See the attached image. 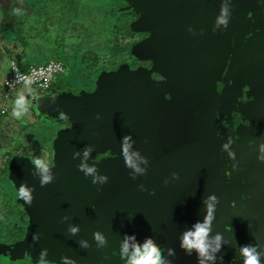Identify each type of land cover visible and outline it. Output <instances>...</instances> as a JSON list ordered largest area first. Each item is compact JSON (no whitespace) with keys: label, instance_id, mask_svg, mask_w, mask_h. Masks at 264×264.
I'll return each mask as SVG.
<instances>
[{"label":"water","instance_id":"obj_1","mask_svg":"<svg viewBox=\"0 0 264 264\" xmlns=\"http://www.w3.org/2000/svg\"><path fill=\"white\" fill-rule=\"evenodd\" d=\"M150 2L151 8L145 18L147 22L151 21V34L134 45L132 55L139 59H154L155 69L175 85L171 99L165 98L161 86L152 82L144 69L131 72L127 67H121L108 80L102 81L105 83L100 84L102 94L95 100L72 94L60 95L55 102L49 96L33 98L47 111L54 104L57 112L66 118L70 130L68 146L58 154L51 167L54 181L40 187V174L32 175V188L35 189L32 193V221L46 230L43 231L45 238L39 239L44 242L41 245L44 248L39 245L40 252L47 249L48 255L44 259L55 264H61V257L72 259L76 264H110L118 256L111 254L114 251L119 253V245L125 234L135 235L140 242L151 237L164 249H173V257H168L166 251L164 253V258L170 260L171 264H197L196 253L189 256L179 247V237L192 224L202 221V200L216 195L215 168H210L214 165V158L212 153L208 154L204 146L205 136L197 131L185 107L189 105V99L177 84L180 73L175 70L176 46H171V42L185 24L182 1ZM189 6L192 10L194 5L189 3ZM201 17L199 14L198 20ZM212 19L205 18V21ZM186 27L194 30L193 14ZM197 76L202 80V74ZM183 78L186 79V76L183 75ZM252 116L251 124L255 125L254 121L259 118L256 124L260 123L262 126L259 128H264V110L260 109L259 115L253 112ZM125 136L129 137L128 156L131 158V166L127 167L121 154ZM261 142L264 143V137L259 138L253 146L259 155L258 160L246 162L245 165L246 175L252 183V178L258 175L256 184L247 186L254 213L249 221L251 227L248 228V221L243 224L241 217L233 219V243L238 245V240L243 238L264 248V151L259 152ZM88 147L94 150L86 163L95 166L98 174L108 177L103 185H93L92 177H85L78 170V165L84 160V150ZM105 151L121 152V155L116 159L92 161L98 153ZM197 151V159L192 163ZM74 152L79 153L75 159ZM196 173L198 175L193 179ZM173 174L178 176L177 180ZM131 176L136 179L133 180ZM165 180L168 181L167 185ZM139 185H143L146 191H141ZM166 190L181 198V203L175 206L178 207L177 211L175 207L173 212L170 211L171 200L166 205L163 203L165 198L161 192ZM150 192L155 194L149 195ZM65 216L70 219L61 222ZM129 216L132 218L129 219ZM226 218L225 204L219 199L212 231L213 234L222 233L224 239L228 237L231 222ZM69 224L79 226L77 235L68 233ZM95 231L105 235V248L97 249L93 240ZM79 240H86L91 247L81 248ZM233 248L231 259L234 264L238 248ZM27 250L24 248V252L39 258L40 252L37 251V254L36 251ZM261 264H264V257Z\"/></svg>","mask_w":264,"mask_h":264},{"label":"rangeland","instance_id":"obj_2","mask_svg":"<svg viewBox=\"0 0 264 264\" xmlns=\"http://www.w3.org/2000/svg\"><path fill=\"white\" fill-rule=\"evenodd\" d=\"M109 1L112 13L108 15L111 18L102 19L105 13L102 6L98 8V0H0V89L3 78L10 73V57L22 63L26 58L30 61H44L52 57L64 60L68 73L58 76L52 89L44 94L49 97L54 94L53 102L60 95L70 94L68 87L78 90L79 93H73L78 97L98 99L103 88L100 84L121 67H127L131 72L145 69L141 65L144 61L132 55L134 45L145 32V0ZM13 9L17 10V14ZM64 84L66 87L60 89ZM33 90L31 86L21 85L4 105L0 101L2 264L8 262L5 256H10L11 261H23L20 260L23 257L35 262L38 260L37 256L32 257L28 253L25 256L24 248L40 252L39 245L44 242L38 240L33 245L32 235L39 234L41 239L45 238L43 231L46 230L32 221V204L28 206L20 200L17 190L22 182L32 187V175L39 173L31 165L34 157H40L53 166L58 154L70 142L69 126L54 104L50 111L44 110L30 98ZM25 108L27 111L20 119L13 117L14 109L24 112ZM40 139L45 145L42 150L36 148ZM24 141L29 143L24 144ZM106 154L99 153L93 159L99 161L115 155ZM12 228L17 230L14 241L7 239ZM26 242L32 246L26 245ZM110 264H125V261H120L117 256Z\"/></svg>","mask_w":264,"mask_h":264},{"label":"flooded vegetation","instance_id":"obj_3","mask_svg":"<svg viewBox=\"0 0 264 264\" xmlns=\"http://www.w3.org/2000/svg\"><path fill=\"white\" fill-rule=\"evenodd\" d=\"M181 1L185 24L171 42V46H176L175 70L180 73L177 84L184 96L189 99V105H185V107L193 118L197 131L202 132L205 136L204 146L207 147L208 154H213L214 165L210 168H215L217 181L215 193L218 200L221 199L225 204L226 220L231 221L228 237L225 238V240H229L234 236L233 219L241 217L244 224L245 221L252 220L254 216L248 187L251 184H256L258 175L252 178V183L251 178L246 175L245 165L246 162L258 160L259 155L254 151L253 146L259 138L264 137V128H259L262 126L260 123L256 124L260 119L257 118L254 121L255 125L251 124L253 122L252 113L259 115L260 109L264 110V0ZM189 3L194 5L192 10L189 9ZM221 5H224L231 13L226 30H223V24L218 23ZM150 6V0H145V14L149 12ZM192 14L194 30L189 32L186 26L191 22ZM199 14L202 17L198 20ZM205 18L213 19L206 22ZM150 23L151 21L145 22V32L139 42L150 36ZM141 60L144 61L141 65L145 67L144 70L151 81L161 86L160 90L166 99H171L175 91L172 80L155 69L153 58ZM212 63L215 64L212 65ZM68 70L67 66L64 75L68 73ZM197 74H202V80H199ZM183 75L186 76V79L183 78ZM65 87L64 84L60 89ZM68 88L72 95L79 93L74 87ZM55 92L56 90H54ZM53 95L50 97L52 98ZM61 117L69 126L66 118L63 115ZM229 138L235 139L227 151H222L223 144L227 143ZM229 151H234L235 160L228 159ZM263 151L259 147L260 154ZM203 152L204 150H202ZM101 153H107L106 156L108 154L115 155L99 161L92 158V161L116 159L122 154L113 151ZM198 154L199 151L195 153L192 163L196 161ZM233 164L236 165L235 170H233ZM197 173L193 175V179L197 177ZM161 193L165 198L163 201L165 205L169 200L172 201L170 211L173 212L176 203H181V198L176 193H170L169 190ZM233 203L235 204L234 208L230 207ZM177 210L178 207H175V211ZM254 212L258 214L257 211ZM163 215L165 216V213ZM247 226L250 228L251 223L249 222ZM16 239L17 235L14 240ZM18 240L20 241L22 238ZM246 241L243 238L239 239L238 246L241 243L244 245L254 244L253 241L250 243ZM233 250V247L225 244L218 254L217 264H233L231 259ZM235 252L234 261L236 263L234 264H242V260L238 258L237 250ZM4 259L8 260L7 264L36 263L27 257L20 259L23 261H11L10 256H5ZM207 264H211V262L208 261Z\"/></svg>","mask_w":264,"mask_h":264},{"label":"clouds","instance_id":"obj_4","mask_svg":"<svg viewBox=\"0 0 264 264\" xmlns=\"http://www.w3.org/2000/svg\"><path fill=\"white\" fill-rule=\"evenodd\" d=\"M14 14H17V10L13 9ZM220 16L218 17V23L223 24V30L227 29L229 18L231 13H229L228 9L221 5L220 8ZM222 30V31H223ZM191 32V28H189ZM215 32V30H213ZM27 111V108L24 109V112H20L17 110H13V117L20 119L21 116ZM99 118V117H97ZM129 137H123V143L121 146V152L123 158L125 160V166H131V158L128 156V141ZM235 138H229L227 143L223 144L222 151H227L229 147L232 145L233 140ZM259 147L264 150V143H261ZM92 147L85 148L84 150V160H82L81 164L78 165V170L83 172L85 177H92V184H100L103 185L107 183L108 177L104 175L98 174V170L95 166H89L86 163L89 155L93 152ZM79 153H73V159L78 156ZM229 160H235L234 151H229L228 153ZM31 165L39 170L40 174V187H45L46 185L52 183L55 179L54 175L51 173V165L49 163H45L43 159L40 157H34ZM233 170L236 169V165L233 164ZM140 171L139 169H136ZM34 175V174H33ZM146 175V174H145ZM175 180L178 179L176 174L172 175ZM134 180L135 177L131 176ZM165 185L168 184V181H164ZM139 189L141 191H146L143 185H139ZM35 191L34 188L28 187L26 182H22L18 187V197L22 200L26 205L31 206L33 202L32 193ZM154 192H150L149 195H154ZM246 199V197H243ZM219 203V200L216 195H209L202 200V204L204 207V215L202 221H197L192 224L189 228L185 229L180 237H179V247L187 254L192 255L196 253L197 264H205V261L211 262V264H217L219 257L218 253L221 252L222 247L227 244L230 247H238V258L242 260V264H261V258L264 257V248L259 244H247L243 246H238L233 243L235 237L232 236L229 240H225L222 233L213 234L212 225L215 220V212L216 206ZM230 207H235L233 203ZM243 208V205L241 206ZM132 217L129 216V219ZM70 217H63L61 222L69 220ZM68 233L72 236H75L79 233V226H73L69 224ZM226 231V230H225ZM40 239L39 234L32 235V244L38 242ZM93 240L97 249H103L107 246V239L105 235L100 231L93 232ZM78 244L83 249H88L91 245L86 240H79ZM32 245H30L31 247ZM167 252L168 257H173L175 252L173 249H164L160 245H158L153 238L147 237L140 242L137 240L135 235H127L125 234L119 245V253L112 252V256H119L120 261H125V264H171V261L164 258V253ZM211 253V254H210ZM48 255L47 249L41 250L39 254V258L36 261V264H55L54 261H48L44 258ZM25 256H28L27 252H25ZM107 259V257H105ZM61 264H76V262L67 257H61Z\"/></svg>","mask_w":264,"mask_h":264},{"label":"built area","instance_id":"obj_5","mask_svg":"<svg viewBox=\"0 0 264 264\" xmlns=\"http://www.w3.org/2000/svg\"><path fill=\"white\" fill-rule=\"evenodd\" d=\"M66 63L58 59H51L41 64H25L19 59H9L8 76L3 78L0 89V101L4 103L11 97V94L21 85L31 86L34 90L30 98H38L52 89L53 83L58 76L66 73Z\"/></svg>","mask_w":264,"mask_h":264},{"label":"trees","instance_id":"obj_6","mask_svg":"<svg viewBox=\"0 0 264 264\" xmlns=\"http://www.w3.org/2000/svg\"><path fill=\"white\" fill-rule=\"evenodd\" d=\"M109 0H98V8L100 7L101 8V6H102V9H103V11H104V13H105V15L103 16V18L102 19H108L109 17L111 18V15H108V14H111L112 12L110 11V9H112V7L110 6V1L108 2ZM110 11V12H109ZM109 12V13H108ZM54 57H56V56H54ZM51 59H58V58H49V59H47V60H44V61H30L29 59H25V62H23L24 63V65L25 64H41V63H46V62H48L49 60H51ZM58 60H61V61H64L63 59H61V58H59ZM73 66L71 65V68H72ZM47 130V129H46ZM49 131H50V129H49ZM38 142H40L38 145H37V149L38 150H42L43 148H45V145H44V142H43V140L42 139H40ZM24 144H28L29 143V141H24L23 142ZM15 232H17L16 231V229L15 228H12V229H10V231H9V235H8V238L7 239H9V240H14L15 239ZM1 240V239H0Z\"/></svg>","mask_w":264,"mask_h":264}]
</instances>
